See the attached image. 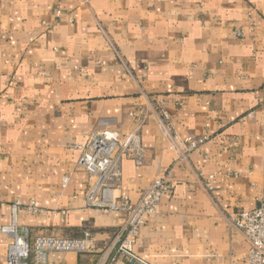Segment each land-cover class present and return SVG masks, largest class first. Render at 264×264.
<instances>
[{"label":"crops","instance_id":"crops-1","mask_svg":"<svg viewBox=\"0 0 264 264\" xmlns=\"http://www.w3.org/2000/svg\"><path fill=\"white\" fill-rule=\"evenodd\" d=\"M135 110L149 115L144 160L122 161L120 192L136 203L158 177L173 186L135 252L152 264H245L226 217L264 198V0H0V228L14 216L30 240L89 232L91 252L54 260L94 264L126 215L86 206L72 146L130 131ZM161 110L181 141L207 139L186 160ZM10 242L0 231V264Z\"/></svg>","mask_w":264,"mask_h":264},{"label":"built area","instance_id":"built-area-1","mask_svg":"<svg viewBox=\"0 0 264 264\" xmlns=\"http://www.w3.org/2000/svg\"><path fill=\"white\" fill-rule=\"evenodd\" d=\"M158 106L161 107V103ZM159 113L163 134L170 141L171 149L179 151V161L186 160L207 140L205 137H189L181 141L171 133L168 115L163 110ZM129 116L132 121L130 131L94 130L84 144L72 146L79 152L77 169L88 177L86 206L102 213L118 212L126 215L123 226L116 231L110 243L103 246L94 264H152L140 257L134 247L140 228L154 217L161 200L173 190L167 175H163L152 181L136 203L130 202L120 192L122 161L129 159L136 166L143 164L141 129L149 120V115L141 110L131 111ZM212 179V176L208 177L204 184L209 194L213 191ZM19 206L20 203L14 204V211ZM26 209L31 214L39 211L33 201ZM226 220L231 229L243 235L248 245L245 264H264V198L257 201L254 209L228 214ZM0 231L11 239L6 249V264H58L54 258L65 254L81 255L94 249L93 235L89 232L80 237L36 235L30 240V229L18 225L14 216L11 224L1 227Z\"/></svg>","mask_w":264,"mask_h":264}]
</instances>
